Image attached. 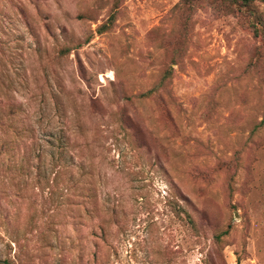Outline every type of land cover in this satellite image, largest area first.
<instances>
[{"label": "rangeland", "instance_id": "obj_1", "mask_svg": "<svg viewBox=\"0 0 264 264\" xmlns=\"http://www.w3.org/2000/svg\"><path fill=\"white\" fill-rule=\"evenodd\" d=\"M255 5L0 0V264H264Z\"/></svg>", "mask_w": 264, "mask_h": 264}, {"label": "trees", "instance_id": "obj_2", "mask_svg": "<svg viewBox=\"0 0 264 264\" xmlns=\"http://www.w3.org/2000/svg\"><path fill=\"white\" fill-rule=\"evenodd\" d=\"M198 1H199V0H182V3H183V6H184V7L188 6V7L191 9L195 4L198 3ZM256 1H263V2H264V0H230V5L232 6V8H233L234 11H239V10H236V9H240V10H242L243 7H245V8L248 9V12H249V13H253V15H258V14L256 13L255 9H254L255 6H256V5H255V4H256ZM257 18H258V19H262V18L260 17V15L257 16ZM114 21H115V14H112V15L108 18V20H107L105 23L101 24V25L98 27V32L102 33V32H105L106 30L110 29V28L113 26ZM257 22L259 23V20H258ZM255 24H256V23L254 22V29H256L255 31H256V33H258L259 30H258V28L255 26ZM66 50H67V48H63V49L61 50V52L63 53V52L66 51ZM261 124H264V118L262 119ZM39 159H40L41 165H42L43 163H45L44 160L42 161V155H39ZM55 163L57 164V166H58V168H59L58 171H62V170H66V169H67V167H66V162H64V161L62 160V158L57 159ZM68 167H69V166H68ZM91 197H93V195H92ZM175 203H177V202H175ZM94 211H96V210L94 209ZM186 219H187V222H189V224H190L192 227H194V228L197 227V226H196V223H195V220L193 219V217L191 216V214L186 213ZM220 239H221V234H217V235H216V240L218 241V240H220Z\"/></svg>", "mask_w": 264, "mask_h": 264}]
</instances>
